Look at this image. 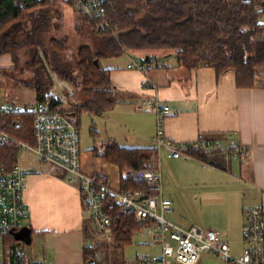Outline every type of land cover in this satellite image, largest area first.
<instances>
[{"label":"trees","instance_id":"1","mask_svg":"<svg viewBox=\"0 0 264 264\" xmlns=\"http://www.w3.org/2000/svg\"><path fill=\"white\" fill-rule=\"evenodd\" d=\"M73 3L74 0H0V57L10 55L15 65L11 71L20 73V54L29 50L32 57L25 64L34 73L33 79L11 78L34 90L39 101L53 100L63 105L51 92L52 72L72 83L76 91L72 97H82L73 112L78 128L83 112L104 117L119 103L111 69L104 68L101 62L108 58L140 53L144 55L142 61L149 63L150 58L167 52L165 56L175 54L179 66L188 72L212 67L218 79L235 72L237 86L247 89L257 86L260 69H264V0H111L109 16L113 27L107 32H97L94 23L78 13L75 32L87 29L93 35V44L79 47L75 63L64 61L68 36L47 39L53 20L60 15L59 5L74 9ZM6 72L0 71V75ZM33 131L30 108H12L5 116L0 115V132L20 143L33 145ZM103 147L98 155L119 167L123 192L142 190L148 196L155 195L135 175L156 165L155 148H124L115 140ZM20 154L19 143L0 140V167L11 170ZM194 158L223 171L228 169L230 159L219 151H198ZM103 204L113 219L115 245L123 250L142 232V225L132 214L120 213L114 196L107 195ZM20 243L23 241L17 235L6 236L4 264H35L19 257ZM98 255V245L86 246L84 261L96 264Z\"/></svg>","mask_w":264,"mask_h":264},{"label":"crops","instance_id":"2","mask_svg":"<svg viewBox=\"0 0 264 264\" xmlns=\"http://www.w3.org/2000/svg\"><path fill=\"white\" fill-rule=\"evenodd\" d=\"M131 57L141 59V54L126 53L120 58L105 59L108 63L105 68L111 69L119 103L108 115L99 117L101 124L106 123L105 135L97 131L103 140L96 141L93 146H82L81 140L82 168L86 174L103 176L108 180L109 187L122 190L119 167L98 153L110 140H115L124 148H155L158 117L150 104L152 101L167 104L171 108L164 124L169 140L175 143L196 142L203 137L227 141L231 137L252 152L253 159L247 164L248 175L257 177L259 169L264 172V69H260L261 77L256 82L257 86L247 89L237 86L235 72L226 73L220 79L212 67H200L188 72L179 66L175 56L165 61L158 58L162 66L143 73L128 69L133 59ZM122 58H126L122 63L112 61ZM14 67L10 55L0 57V71L9 72ZM7 72L0 75V105L19 110L31 108L38 102L37 93L25 85L17 84ZM156 153L155 160L160 161L158 168L162 174V168L168 171L172 166V180H168V186L195 176L202 180L198 193L211 195L210 191L214 187L210 186L211 179L219 182L225 176L237 178L233 172L210 167L198 158L175 159L168 150ZM226 155L230 157V166L233 157ZM22 159L23 164L31 166V160L23 156ZM37 167V172L27 177L25 201L30 207V217L27 225L19 231H30L31 242H23L30 251L28 256L19 257L22 260L27 257L30 263L35 264H86L85 248L92 246L90 232L96 231L89 213L82 205L80 191L67 181L66 173L60 168L44 163ZM194 167L202 168L203 173H192ZM245 173L242 171V177ZM226 192L225 189H219L223 196ZM223 196L222 200H226ZM167 199L172 201L171 198ZM250 201L253 200L244 197L239 200L242 203L239 207L236 202L229 219L237 227L244 223ZM215 227V224L211 226ZM223 239L226 241L225 236ZM197 264L226 263L218 256L204 255Z\"/></svg>","mask_w":264,"mask_h":264},{"label":"built area","instance_id":"3","mask_svg":"<svg viewBox=\"0 0 264 264\" xmlns=\"http://www.w3.org/2000/svg\"><path fill=\"white\" fill-rule=\"evenodd\" d=\"M69 1V0H60ZM74 10L82 17L93 22L97 32L110 30L112 20L109 12L111 0H74ZM264 22V15L262 18ZM149 63L142 59H131L128 69L147 73L162 66L158 58H150ZM158 117L157 133L154 139L155 150H168L175 159H190L198 151L226 152L230 156L248 162L253 159L252 152L235 139H205L196 142L175 143L166 136L164 124L171 113L169 105L158 101L150 102ZM11 107L0 105V115L10 113ZM33 121L35 142L33 145L18 142L12 136L0 132V140L19 143L21 154L11 170L0 167V245L4 247L6 236H14L27 225L30 207L25 201L28 176L37 172L38 165L60 168L66 173L67 181L76 185L81 194V202L92 221L95 231L106 238H113V219L107 214L103 199L114 196L120 207V213L132 214L141 231L147 235L146 245L156 251L151 257L138 258L140 264H197L204 255H215L226 264H264V206H255L245 211L243 238L246 243L242 255H231L230 243L223 239L218 230L203 229L200 226L181 228L169 220L173 202L164 197L163 174L159 168L150 166L137 172L136 179L147 183L148 188L156 192L148 196L142 190L123 192L109 187L103 176H91L84 172L82 165L81 134L77 122L53 100L39 101L30 108ZM25 151H31L35 157L31 166L22 163ZM5 254V250H4ZM4 264V258H0ZM51 264V263H50Z\"/></svg>","mask_w":264,"mask_h":264},{"label":"rangeland","instance_id":"4","mask_svg":"<svg viewBox=\"0 0 264 264\" xmlns=\"http://www.w3.org/2000/svg\"><path fill=\"white\" fill-rule=\"evenodd\" d=\"M59 6L61 11L59 13L60 15L53 20L54 23L47 39L52 37L63 39L64 36H68L69 42L64 54V61L75 63L79 47L82 45H92L93 35L87 29H84L83 32L77 34L75 32V26L78 22V18H80L79 15L69 6L64 4ZM166 54L167 52H164L160 54L161 56L158 58L165 61L175 57V54L165 56ZM164 56L165 58H163ZM31 57L32 55L29 50L24 49L20 54L21 72L9 71L7 73L8 76L20 81L33 79L32 77L34 76V73L29 71L25 64L31 60ZM141 57H144V55H141ZM131 58L136 59L135 57ZM123 60H126V58L120 60L113 59L112 61L122 63ZM101 62L104 68L108 64L106 60H102ZM52 78H54V85L51 90L52 94L54 97L62 101L66 111L74 112L76 104L80 102L82 97H72L76 91L74 85L69 81L61 79L54 72H52ZM105 124L106 123L101 124V119L99 117L96 118L87 112H83L80 117L82 146H89V144L93 146L96 141L103 140L104 138L102 136L99 137L97 131L104 133ZM117 132L120 131L117 130ZM120 133L122 134V132ZM23 157L30 161L35 155L31 151H25ZM249 162L250 161L243 162L240 159L233 157L232 162H230L231 165L228 166L227 170L233 172L232 174L237 178L231 179L230 177L225 176V178H222L219 182L211 179L209 181L212 183L210 186H214L210 191L211 195H201L198 193V190H200L199 186L202 185L200 184L202 180L195 176L183 180L181 179L180 182L168 186V180H172V173H170L172 166L168 171L166 168H162L164 174L162 191L164 197L171 198L172 202H174L173 211L168 215L169 219L173 220L181 228L200 226L203 229H216L220 231L221 234L225 236L226 241L230 243L231 255L237 258L241 256L246 246L243 238V222L240 227H237V225L233 224L229 219L232 215L231 213H233L235 209L236 202L238 201L239 207L242 204H240L239 200L248 197L253 200L250 201L251 204L248 205L249 208H255V206L260 205L264 206V172L259 169L257 177L249 176V167H247ZM159 166L160 161L157 160L154 168H158ZM241 170L246 172L243 174V177ZM203 171L202 168L194 167L192 173L197 174L200 172V174H202ZM219 189H225L227 191L226 195L223 196L219 193ZM222 196L223 198H226V200H222ZM213 224L217 227L211 228ZM90 233V241L92 245H98L99 247V255L97 257L98 262L96 264H119L123 262L127 264H137V262L139 263V257H151L156 253V251H153L148 245L144 244L146 241V235L143 233L136 234L132 243L128 244L123 250L117 248L112 237L108 239L100 233L98 234L97 232L95 233L92 231ZM17 235L27 238L28 230L23 229ZM18 249L19 256H28L30 249L26 244L20 243ZM0 258H4L3 245H0ZM23 261L29 263L27 257Z\"/></svg>","mask_w":264,"mask_h":264},{"label":"water","instance_id":"5","mask_svg":"<svg viewBox=\"0 0 264 264\" xmlns=\"http://www.w3.org/2000/svg\"><path fill=\"white\" fill-rule=\"evenodd\" d=\"M71 116L72 117H75V114L74 113H71ZM17 234H15V235H17ZM17 237H18L19 240L25 242L26 244L30 243L31 242V239H32L31 234H30V231H28V237L27 238H25L23 236H19V235H17ZM94 262L95 261H91V263H94Z\"/></svg>","mask_w":264,"mask_h":264}]
</instances>
